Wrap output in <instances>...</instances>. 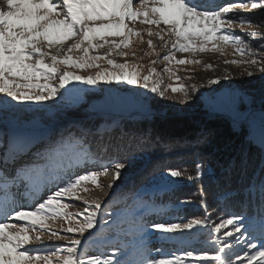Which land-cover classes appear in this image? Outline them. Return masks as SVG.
Returning <instances> with one entry per match:
<instances>
[{"label": "snow or ice", "instance_id": "obj_1", "mask_svg": "<svg viewBox=\"0 0 264 264\" xmlns=\"http://www.w3.org/2000/svg\"><path fill=\"white\" fill-rule=\"evenodd\" d=\"M241 9H260L264 15V0H236L222 6L215 5L211 0H0V94L3 96L0 99V113L14 108L25 110L34 106L47 107L44 104L23 103L27 101H56L59 98L63 103L82 91L79 85L72 84L73 81L96 86L100 81H123L135 85L142 80L144 89L162 98L175 99L167 95L171 89L172 93L182 94L181 103L191 100L198 91L196 85H181L179 88L170 84L165 86L162 75L155 67H149L148 74L142 75L138 65L116 63L109 58L114 50L128 48L133 43V37L143 42L141 31L135 27L137 22L156 26L155 32L151 27L144 31L149 37H158L162 41L161 47L167 49L162 57L154 51L158 59L151 61V64L164 61L168 65L173 61L176 64L199 63L176 60V53L219 50L223 54L222 47L218 45H231L236 53L247 59L226 60L225 63L255 66L257 71L264 73V52H260L250 42L258 37L264 39V33L256 30L247 32V40L234 33L235 27L262 28L264 20L254 22L251 17L238 11ZM108 37L121 39L119 42L110 41ZM69 41L72 43L69 44ZM147 44L150 49H155L151 39ZM105 46H109L110 50L104 55H90ZM73 51L83 54L73 57ZM116 54L121 57L128 55L124 51H117ZM100 60H106L111 69L117 71L105 69L95 74L79 75L69 70L100 69ZM205 67L211 68L212 65ZM163 71L177 80L182 79L171 72L167 65ZM253 74L247 72L250 77ZM149 81H152L151 85ZM208 83L218 84L219 79H210ZM69 84H72L71 88L66 87ZM21 150L14 148L8 159L15 160ZM261 151L264 152V147ZM63 155L60 148H52L42 156L46 161L44 164L22 166L11 173L6 167H0V264H198L199 261L264 264V191L253 215L233 216L219 223H212L208 215L189 219L186 223H152L151 227L161 234V243L171 242L183 246L196 239L201 234L199 229L205 227L210 229L208 235L213 244L219 245L211 256L206 252L198 254L195 250H185L183 255L171 254L172 258L155 259L150 258L146 244L147 227L143 215L135 210H126L123 214L110 211L111 200L105 204L101 196L79 194L81 189L84 193H90L85 185L91 184L106 197V189L119 187L116 182L121 180L126 163L120 159L103 162L85 149L69 157L67 162L61 159ZM203 175L204 166L200 162L195 165L194 176L178 169L168 172L170 178L186 176L188 180H199ZM101 177L110 179L104 184ZM252 187H249L250 196ZM260 187L264 190V179L260 180ZM53 188L55 190H51ZM45 190H49L46 199L34 208L26 210L21 206V198L34 200ZM66 198L82 202L83 210L65 211L72 206L65 202ZM135 199L140 198L136 196ZM200 203L207 209L203 190ZM141 207L145 205L141 204ZM147 207L153 210L154 206ZM164 211L159 209L157 214L162 215ZM98 213L100 219H97ZM121 215L123 220L119 219ZM106 216L112 219L108 227V221L104 219ZM75 217H83V222L76 221L79 227L61 225L60 230H53L48 226V221L54 219H63L65 223L71 224ZM11 220L24 223H12ZM97 224L99 229L90 235H94L101 243H113L108 232L117 231L114 241L117 251L105 258H102L103 254L88 255V247H82V240L74 235L78 233L83 238L85 232ZM227 226H231V230L220 235ZM257 232L261 238L259 245L253 242ZM45 238L67 243L46 245ZM229 238H233L231 243ZM33 242L41 247H28ZM239 244L243 245V256L235 251ZM157 251L163 252V249ZM186 257L193 259L186 261Z\"/></svg>", "mask_w": 264, "mask_h": 264}, {"label": "trees", "instance_id": "obj_2", "mask_svg": "<svg viewBox=\"0 0 264 264\" xmlns=\"http://www.w3.org/2000/svg\"><path fill=\"white\" fill-rule=\"evenodd\" d=\"M255 48L258 49L257 44ZM259 49L264 50L263 47ZM248 105L247 110L245 107ZM236 108L237 113L242 110H260L261 116L254 122L255 114L252 112L249 120L243 119L244 124L239 122L236 125V116L232 117L229 113L202 119L197 114L173 113L169 109H160L150 101L138 107V111L127 103L116 109L94 108L89 111L101 110L94 114L105 111L111 114L103 117L84 121L72 117L42 121L41 124L33 126L39 130L36 133L26 127V132L19 133L17 131L23 129L16 130L6 125L0 136L5 138L6 143L16 145L21 144L31 134H39L35 137V141L42 142L39 157L52 148H60L64 153L61 159L65 162L81 149H85L105 162L112 159L125 162L132 169V177L124 190L111 199L110 211L114 210L112 207L126 202L122 204L124 208L129 207L143 215L145 222L148 218L144 214L148 211L147 206L151 205L157 210L174 209L182 214L185 223L189 219L203 218L206 215L210 216L212 223H219L228 217L253 215L256 205L262 199L261 192L264 191L260 187V180L264 179V152L261 151L264 147V100L256 102L250 99L246 103L240 100ZM255 127H262L258 138L252 133V128ZM9 129L19 134L13 133V136ZM197 162L204 166V175L199 180H188L186 176H168L170 169H178L194 176ZM250 185L253 186L251 196ZM201 190L207 201V209L200 203ZM136 196L140 199H135ZM125 198L128 199L124 200ZM129 200L133 201L131 205L127 204ZM141 204L145 207H141ZM125 211L126 209H121L119 212L122 214ZM123 218L122 215L121 219ZM170 218L165 217L160 222H173ZM226 229L227 227L222 229L220 235ZM111 232L114 236H110L113 243L109 247L116 246L114 241L117 231ZM199 232L201 234L196 239L179 246L193 247L192 250L198 254L206 252L209 256L214 255L219 245H214L209 237L210 229L201 227ZM158 235L161 236L160 233ZM258 237L260 236L257 232ZM257 238L253 242L259 245L261 238ZM232 239L229 238L230 243ZM100 243L93 237L89 243L92 246L87 247L91 250ZM242 248L243 245L239 244L235 250L239 252ZM96 251L100 252L99 255L109 256L117 251V247L116 250H94L93 253ZM159 253L177 254V251L164 250ZM192 259L186 257V260ZM200 263L214 264L212 261Z\"/></svg>", "mask_w": 264, "mask_h": 264}, {"label": "rangeland", "instance_id": "obj_3", "mask_svg": "<svg viewBox=\"0 0 264 264\" xmlns=\"http://www.w3.org/2000/svg\"><path fill=\"white\" fill-rule=\"evenodd\" d=\"M215 5L222 6L227 3H233L236 2V0H211ZM241 14L251 17L254 22L257 20H264V15H262V10L260 9H254V10H238ZM130 26H132L130 24ZM135 27L141 31L143 42H140V38L133 37V43L128 48H123L120 50H114L113 54L109 57L110 59H113L116 61V63H129L130 65H138L139 69L141 71L142 75H147L149 67H155L157 72L160 73L163 77L164 85H172V87L179 88L181 85L185 86H191L196 85L198 87V91L195 92L192 95V99L187 101L186 103L180 102L181 93H172L171 89H169L167 95L168 96H174L175 99H167L162 98L158 94L151 93L150 91L144 89L141 85L143 81L141 80L140 83L135 85H129L126 82H120L117 83L115 81L111 83H106L104 81H100L98 85L96 86H88L84 85L81 82L73 81L72 84L79 85V87L82 89V91L74 94L69 100L64 101L61 103L59 101V98L56 99V101H45V102H33V101H27L23 102L24 104H44L47 105V107L44 108H38V107H32L31 109H25V110H17L12 109L7 111L6 113H0V132H4L6 129V125H8L10 128L14 127L16 130H19L17 132L24 131V127L28 129H32L33 126L41 124L42 121H55L59 119H63L65 117H72L73 119H81V121H84V119L91 118L94 115V112H100L93 111L89 112L94 108H106V109H116L120 106H124L127 103L130 104V106L136 108L138 110V107H142L143 105H146L148 102L151 101L152 104H155L158 108L172 111L173 113H186V114H194V115H201L202 119H210L213 117H216V114L221 115H231L232 117H235V123L236 125H239V122H242L243 119L249 120V115L255 114L254 116V122H256V119H258L261 116L260 110L255 111H241L237 113L236 106L239 101H243L244 103L250 102V99H254L256 102L259 100H264V73H260L257 71V68L255 66H248L246 64H232V63H225V61H231V60H237L241 61L244 59H247L246 56H241L240 54L235 52V49L231 45L227 46H221L218 45V47H222L223 54L221 51H206V52H196L195 54L188 53V52H177L176 53V60H192V61H199V63H189V64H176L175 61H173L170 65H168V62L164 61L161 63L151 64V61L157 60L158 57L154 54L155 52H159L161 57L167 52V49H164L161 47L162 41L155 35L152 37H149L145 29L151 27L153 32L157 31L156 26H149V25H142L139 22L135 24ZM161 27H164L161 25ZM259 31L261 33H264V27L258 28V29H252L245 27L244 29H241L239 27L234 28V33L237 35H240L244 37L246 40L248 37L245 35L247 32L250 31ZM108 40H116L119 42L121 39L120 37H108ZM151 39L153 44L155 45V49H150L148 47L147 41ZM167 39V37H166ZM174 39V38H173ZM255 47V44H257L258 49L263 47L264 48V39L257 38L255 41H250ZM69 44L72 43V41L68 42ZM102 43V41H101ZM67 45H65V48ZM211 47V45H209ZM109 46H105L103 49H99L95 52H91L90 55H104L109 51ZM117 51H124L128 53L127 56L121 57L116 54ZM260 52H264V50L259 49ZM135 53V55H133ZM145 53H149V55H145ZM83 53L80 51H73L72 55L73 57H77L82 55ZM99 64L101 65L100 69H89L85 71H81L79 69H69L70 71L75 72L79 75H88L89 73L95 74L98 70H111V71H117L115 69H111V67L107 64L106 60H100ZM170 67L171 72L175 73L176 76L182 77V79L177 80L175 76L170 75L169 73H165L163 71L165 66ZM206 65H212L211 68H206ZM131 70V69H129ZM251 71L254 74L250 77L247 75V72ZM190 77V79H185ZM156 77H153L155 79ZM210 79H219V83L215 85H210L208 81ZM152 81H149V84L151 85ZM72 84L67 85L66 87L71 88ZM63 91V90H62ZM0 99H3L2 94H0ZM150 100V101H149ZM16 102H13L15 104ZM93 105V108L91 107ZM77 106L79 108H77ZM99 106V107H97ZM201 108L202 110H197ZM247 110L249 109V105ZM256 109V108H255ZM212 113V114H210ZM253 120V119H252ZM241 124H244L243 122ZM58 127V126H57ZM61 127V126H60ZM15 130V131H16ZM9 132L14 134H19L12 132L9 129ZM26 132V131H24ZM49 132V131H48ZM14 133V134H13ZM61 133V132H60ZM252 133L255 137L258 138V135L262 133V127H255L252 128ZM39 134H31L28 138H26L24 141L21 142V144H12L6 143L5 138L0 136V167H6L8 164H5L10 156V154L13 152L14 148L22 149L18 152V154L15 157V160L10 159L8 163L14 161L15 163H10L11 167H6L7 171L9 173L13 172L15 169L22 167V166H29V165H40L46 163L42 157L38 156V152L40 147H42V142H37L36 136ZM7 137V136H6ZM36 137V138H35ZM51 139V138H50ZM53 140V139H52ZM51 140V141H52ZM26 148V150H25ZM12 160V161H11ZM67 162V161H65ZM105 162V161H103ZM79 171H83V169H80ZM132 172L131 168L126 167V169L123 172V175L121 177V180H118L116 182L117 185H119L118 188L114 187L113 190H107V196L105 197L103 193L99 192L95 188V186L91 184L85 185L89 188L90 193H84L81 189L79 191V194L82 196L86 195H95V196H101L104 198L105 204L109 202L113 197H115L119 192L123 191L126 184L129 182V179H131L132 175L130 174ZM101 182L106 184L110 177H101ZM137 187V186H136ZM55 190V188L51 189ZM23 191V189H21ZM49 194V190H45L38 198L34 200L29 199H20L21 206L24 205L23 208L26 210H31L34 208L38 203L43 202L44 199H46L47 195ZM128 198H125L126 200ZM66 203H69V208L65 209L67 212H77L82 211L84 205L82 202L75 201L73 202L71 199L65 200ZM133 202V201H132ZM131 200L127 202L128 205L132 204ZM122 204H126V202H121L120 205L112 207L115 212L121 211V209L130 210L129 207L124 208ZM127 205V206H128ZM149 211V209H148ZM146 211L144 215H147L148 221H146V227L148 230V233L146 235V244L150 251V258L155 259H166V258H172L171 253H159L158 249H163L172 252L177 251V254H182L185 250H192L193 247H180L179 244L171 243V242H160V235L159 233H156L152 227L151 224L154 222H160L161 219H165V217L170 218L171 221L174 223H185L184 219L181 217L182 214L178 213L177 211H174V209H170L168 211H165V214L158 215L157 209L150 210L149 212ZM120 213V212H119ZM123 214V213H122ZM122 217V215H121ZM121 217L119 218L120 220ZM150 218V219H149ZM230 218V217H228ZM97 219H100V214L98 213ZM108 221V225L112 224L111 218H104ZM227 219V218H226ZM79 220L83 222V217H75L72 219L71 224L65 223L63 219H54L48 221V226L53 230H60L61 225L64 227L73 226V227H79V224L76 223V221ZM12 223H24L20 221L11 220ZM124 227H127V225H124ZM99 229V224L96 225L95 228L89 229L85 232L84 237L81 238L79 234H74L76 238H80L82 240V247L92 246L89 244L97 230ZM231 230V226H227V229L225 231ZM112 231V230H111ZM111 231L108 232L109 238L110 236H114V233ZM224 231V232H225ZM111 232V233H110ZM61 235L64 233L61 231ZM30 235H35V233H30ZM238 235V234H237ZM260 238V237H258ZM257 238V239H258ZM44 243L46 245H65L67 242L63 240H47L44 239ZM110 243H100L97 246H93L89 252L88 255H99L100 252L94 250H100V249H108V250H116V246L109 247ZM192 246V245H189ZM28 247H41V245L36 244L33 242L32 244L28 245ZM243 248L238 253L243 256ZM236 251V250H235ZM168 254V255H166ZM107 255L102 256V258H105ZM191 261V260H186ZM247 264V262L245 261ZM200 263V261L198 262Z\"/></svg>", "mask_w": 264, "mask_h": 264}, {"label": "water", "instance_id": "obj_4", "mask_svg": "<svg viewBox=\"0 0 264 264\" xmlns=\"http://www.w3.org/2000/svg\"><path fill=\"white\" fill-rule=\"evenodd\" d=\"M106 112H108V111L101 112V113H96L93 116L94 117H103V116L111 115L110 113H106Z\"/></svg>", "mask_w": 264, "mask_h": 264}, {"label": "bare ground", "instance_id": "obj_5", "mask_svg": "<svg viewBox=\"0 0 264 264\" xmlns=\"http://www.w3.org/2000/svg\"><path fill=\"white\" fill-rule=\"evenodd\" d=\"M9 160H10V159H9ZM9 160H7L6 163H5V164H8L6 167H11L10 163H11V164H12V163H15V162L12 161V160H11L12 162L8 163Z\"/></svg>", "mask_w": 264, "mask_h": 264}]
</instances>
